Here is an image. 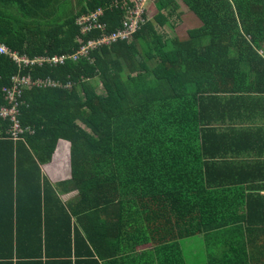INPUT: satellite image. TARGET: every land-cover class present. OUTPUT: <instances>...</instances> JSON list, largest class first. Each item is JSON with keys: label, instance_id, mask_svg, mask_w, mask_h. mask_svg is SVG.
<instances>
[{"label": "trees", "instance_id": "16d2710c", "mask_svg": "<svg viewBox=\"0 0 264 264\" xmlns=\"http://www.w3.org/2000/svg\"><path fill=\"white\" fill-rule=\"evenodd\" d=\"M122 1L77 0L75 9L72 0H0V42L30 58L73 53L123 28L133 3ZM182 1L199 20L183 37L157 32L173 31L181 14L175 0H155L129 41L97 43L89 58L19 70L0 53V104L13 74L57 83L23 90L17 141L0 117V264H185L182 238L220 230L239 241L242 224H264V211H253L263 210L264 182L247 181L264 180L263 167L222 166L234 163L236 106L249 108L264 89L254 48L264 0ZM96 10L106 29L81 34L77 16ZM59 139L69 143L70 177L52 183L40 166ZM61 190L75 192L64 201Z\"/></svg>", "mask_w": 264, "mask_h": 264}, {"label": "crops", "instance_id": "0c3cea01", "mask_svg": "<svg viewBox=\"0 0 264 264\" xmlns=\"http://www.w3.org/2000/svg\"><path fill=\"white\" fill-rule=\"evenodd\" d=\"M183 4L185 10L181 9L178 5V10L181 12V23L175 28L176 30H185L187 33L188 29L199 25V20L184 2ZM186 19H189V25L184 22ZM181 36H185V34H181ZM254 48L264 57V41L261 46L258 48L254 46ZM259 78L260 80L256 84L263 89L264 77L259 76ZM251 93L250 99L244 101V106H249V108L237 109L236 106V114L242 119V122L240 123V127L235 123V127H239L240 129H235L238 141L234 146V163L230 165L222 163L224 169L233 164L235 165V161H237L239 162L236 164L237 167L244 169L248 166H253L255 169L263 167L264 170V89H257ZM247 102L251 103V105ZM11 140L17 141L18 139ZM59 144L67 146V156L65 154L56 156L55 150L51 160L40 166L42 173L52 183L70 177L69 143L63 139H59L57 146ZM236 176L239 177L238 175ZM260 178L255 174H249L247 181L264 182ZM74 192V190H61L59 191V196L62 200L66 201ZM257 193L259 195H257L255 201L264 203V188L259 189ZM259 209L261 208H255L253 211H264V207L263 210ZM254 222H256V226L252 225L254 228L251 229H247V225L242 224L241 233L239 231L238 238H241L239 241H226L228 239L227 233H222L220 230L219 232H211L209 233L210 235L206 236L201 234L202 241H178V251L181 254L182 260L185 264L189 262H193V264H264V224L258 225L257 221ZM150 245V243L139 245L136 249L141 252L143 249H151L152 246L150 247Z\"/></svg>", "mask_w": 264, "mask_h": 264}, {"label": "built area", "instance_id": "2783aa9c", "mask_svg": "<svg viewBox=\"0 0 264 264\" xmlns=\"http://www.w3.org/2000/svg\"><path fill=\"white\" fill-rule=\"evenodd\" d=\"M133 3V7H126V18L124 19V26L121 29H118L116 31L108 32V33H102L101 36H99L97 39H89L86 43H82L80 47L85 48V52H87V49L93 48L97 43L100 42H106V41H115L118 38H127L131 36V33L136 30L137 24L139 20H142L140 13L142 12L144 6L143 3H146V0H131ZM127 4L126 0L122 1V6L125 7ZM100 10H96L91 13L87 14H81L77 17L76 23L79 26V30L81 34L87 33L89 30H91L93 27H103L102 23H99L97 21V14H100ZM108 43V42H106ZM79 47V49H80ZM79 51V50H78ZM0 53L9 55L17 66L19 67V70L24 68L27 64L36 63L35 61H32L33 59H19L16 54H19L15 50H11L8 48L5 44L0 42ZM36 58V56L32 57ZM41 60L40 64L42 63H49V64H58V63H64L67 59L73 58L75 59L74 54L72 55H42L40 57ZM46 80V81H45ZM56 85V82L51 81L50 79H41V78H32L31 75L23 74V73H16L11 76L10 84L7 86L2 87V93L3 97L6 100V104H0V117L3 119H8L10 121L9 128L7 129V134L11 139H19L21 137V134L24 131V127L20 125V122L17 118L18 116V106H19V99L21 98L22 92L24 89L31 88L33 86H42V85Z\"/></svg>", "mask_w": 264, "mask_h": 264}, {"label": "rangeland", "instance_id": "374dc122", "mask_svg": "<svg viewBox=\"0 0 264 264\" xmlns=\"http://www.w3.org/2000/svg\"><path fill=\"white\" fill-rule=\"evenodd\" d=\"M154 1L155 0H146V3H143L144 4V6H146V8H147V13H146V16L148 17V18H152L154 15H155V13L157 12L156 11V7H155V5L153 4L154 3ZM175 2H176V4H177V9H176V12H178V11H180V10H178L179 9V6H180V8L181 9H183V10H185V7H184V4H183V2H182V0H175ZM77 3V0H72V3H71V8H72V5L73 6H75L74 8L76 9V8H78V6L77 5H75ZM179 5V6H178ZM178 10V11H177ZM181 13V12H180ZM78 17V16H77ZM77 19V18H76ZM75 22H76V20H75ZM186 24H188L189 25V19H186L185 21H184ZM181 23V22H180ZM196 23V22H195ZM197 24V23H196ZM187 25V26H188ZM104 29H106V27H104ZM156 30H157V32L158 33H162V34H164V36H168V37H170V36H173V35H178V36H180V37H183V36H181V34H185L186 35V32H185V30H176V28L174 29L173 28V31H171L170 30V28L169 27H167L166 25L165 26H162V27H158L157 26V28H156ZM132 37L130 36V37H127L126 39H127V41H129L130 39H131ZM78 40H79V42H80V37L78 38ZM106 42H109V41H106ZM79 50V51H78ZM85 51V48L84 47H80V49L79 48H77L73 53H69V54H67V53H63V54H61V55H72V54H74V56H75V59H73V58H69L71 61H77L78 59H79V57H80V55H85V57H87V58H89L90 56H89V52H85V53H83ZM54 55V54H53ZM55 55H57V54H55ZM16 56L19 58V59H21V60H24V59H33L32 61H35L37 64H40V63H38V62H40V60H41V58L40 57H42V55H36V58H30V57H28L25 53H22V54H16ZM28 57V58H27ZM28 59V60H29ZM152 62V60H150L149 61V63H151ZM58 64H63V63H58ZM18 67V66H17ZM18 69H19V67H18ZM51 80V79H50ZM52 81V80H51ZM70 83L71 84H75L76 83V81H73V80H69L68 81V83H67V86H69L70 85ZM95 84V83H94ZM96 88L97 89H99V91L100 90H102V87H101V83H99V84H96ZM78 123L81 125V126H83L82 125V123L81 122H79L78 121ZM57 147H58V149H57ZM55 150H56V152H55V155L56 156H62V155H66L67 156V154H68V148H67V146H64V145H62V144H59V146H57L56 145V148H55ZM54 150V151H55ZM54 153V152H53ZM180 241H202V238H201V236L200 235H196V236H191V237H187V238H182ZM188 264H193V262H189Z\"/></svg>", "mask_w": 264, "mask_h": 264}]
</instances>
